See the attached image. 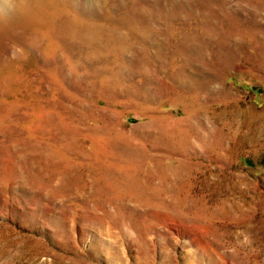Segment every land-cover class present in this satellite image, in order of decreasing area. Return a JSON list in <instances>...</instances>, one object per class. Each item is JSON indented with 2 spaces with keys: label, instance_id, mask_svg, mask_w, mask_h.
Returning <instances> with one entry per match:
<instances>
[{
  "label": "rangeland",
  "instance_id": "1",
  "mask_svg": "<svg viewBox=\"0 0 264 264\" xmlns=\"http://www.w3.org/2000/svg\"><path fill=\"white\" fill-rule=\"evenodd\" d=\"M0 264H264V0H0Z\"/></svg>",
  "mask_w": 264,
  "mask_h": 264
}]
</instances>
